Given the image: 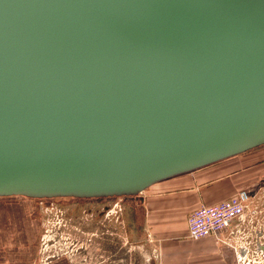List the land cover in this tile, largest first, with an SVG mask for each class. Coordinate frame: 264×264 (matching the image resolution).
<instances>
[{
    "label": "water",
    "instance_id": "1",
    "mask_svg": "<svg viewBox=\"0 0 264 264\" xmlns=\"http://www.w3.org/2000/svg\"><path fill=\"white\" fill-rule=\"evenodd\" d=\"M263 145L264 0H0V198H138Z\"/></svg>",
    "mask_w": 264,
    "mask_h": 264
},
{
    "label": "crops",
    "instance_id": "2",
    "mask_svg": "<svg viewBox=\"0 0 264 264\" xmlns=\"http://www.w3.org/2000/svg\"><path fill=\"white\" fill-rule=\"evenodd\" d=\"M241 191L257 194L264 204V145L157 182L132 198V224L146 235L148 262L240 264L248 249L255 253L256 243L264 244L263 226L254 230L243 226L247 229L241 232L236 220L219 238L189 236L188 217L193 210L230 199ZM261 250L257 245V251Z\"/></svg>",
    "mask_w": 264,
    "mask_h": 264
},
{
    "label": "rangeland",
    "instance_id": "3",
    "mask_svg": "<svg viewBox=\"0 0 264 264\" xmlns=\"http://www.w3.org/2000/svg\"><path fill=\"white\" fill-rule=\"evenodd\" d=\"M132 203L115 198L106 211L72 197L0 198V264H150L145 233L130 225Z\"/></svg>",
    "mask_w": 264,
    "mask_h": 264
},
{
    "label": "built area",
    "instance_id": "4",
    "mask_svg": "<svg viewBox=\"0 0 264 264\" xmlns=\"http://www.w3.org/2000/svg\"><path fill=\"white\" fill-rule=\"evenodd\" d=\"M236 220H239L241 232L246 231L248 226L253 230L257 226L264 227V204L261 203L257 194L241 191L236 196L222 202L200 205L189 214V236L192 238L207 236L219 238L220 234ZM243 226L247 227L243 228ZM258 244L257 242L255 254L264 255V252L257 251ZM247 254L241 258L240 264H257L256 259L250 257L254 255L250 249Z\"/></svg>",
    "mask_w": 264,
    "mask_h": 264
},
{
    "label": "flooded vegetation",
    "instance_id": "5",
    "mask_svg": "<svg viewBox=\"0 0 264 264\" xmlns=\"http://www.w3.org/2000/svg\"><path fill=\"white\" fill-rule=\"evenodd\" d=\"M115 198H120V197H104V198H85L84 200H92L94 201L96 204L97 202L100 203V202H103V206L104 208H106L108 211L110 209V206H108V204H110L111 201H113ZM124 198H128L130 200V197H124ZM111 205V204H110ZM132 215V213H131ZM130 225L134 228V226L132 225V216H130ZM143 230V229H142ZM143 232V231H142Z\"/></svg>",
    "mask_w": 264,
    "mask_h": 264
}]
</instances>
